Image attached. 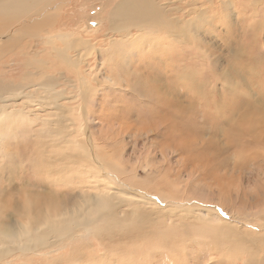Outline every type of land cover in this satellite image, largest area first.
Here are the masks:
<instances>
[{"label": "rangeland", "instance_id": "rangeland-1", "mask_svg": "<svg viewBox=\"0 0 264 264\" xmlns=\"http://www.w3.org/2000/svg\"><path fill=\"white\" fill-rule=\"evenodd\" d=\"M123 1L37 0L24 17H0V233L30 219L35 230L65 216L79 226L48 245H19L0 264L264 257V0L237 1L235 21L224 0H197L211 17L184 23L191 44L111 32L107 17ZM185 3L155 0L180 19L194 7ZM241 99L261 106L255 125L233 112ZM102 193L112 210L99 236L85 221L101 216L81 205ZM216 218L233 231L212 229ZM229 236L235 250L223 246Z\"/></svg>", "mask_w": 264, "mask_h": 264}, {"label": "bare ground", "instance_id": "bare-ground-1", "mask_svg": "<svg viewBox=\"0 0 264 264\" xmlns=\"http://www.w3.org/2000/svg\"><path fill=\"white\" fill-rule=\"evenodd\" d=\"M36 1L37 0H0V17L2 18V20L5 18L6 19L15 18L17 20V18H19L20 16L24 17L31 12V10L33 9L32 6H34ZM184 1L189 2V3H185L186 5L188 6L192 5L194 7L186 13L185 18L180 19V17H176V18L171 17L167 11H164L165 8L164 9L160 8V6L157 7L155 5V0H124L122 4L118 5L116 10L112 11L110 15L107 17V21L110 22V26L108 28L111 32H119V33H123L124 35L131 34L130 30L132 28H135L137 32L140 34L139 39L149 34H154L155 32L160 31L161 34H165L168 37L173 38L174 42L178 41L179 44H182V43L191 44L192 43L191 33L187 29L184 23L198 20L199 21L198 23L202 24L203 26H206V25H209V17H211V14H209V8L201 7L199 5L200 1L183 0V2ZM237 1L239 0H233V1L230 0V2L224 0V2L220 3V6L222 7V9L226 10V7L228 6L231 8V11L226 10L228 13H233L231 21L235 19V16L238 17V12L236 11V14H234V11L232 9L233 7L236 6ZM254 1L255 0H250V2H248L250 6H252ZM259 3H263V0H256V5H258ZM255 12H257V9L252 12L253 17H255ZM189 16L191 17L189 18ZM214 16L215 15H213V17ZM0 27H1V24H0ZM1 29L4 31L3 28ZM1 29L0 31H2ZM28 30H31V29H28ZM70 48L71 47L69 45L68 47H66L65 50H68V49L70 50ZM63 54L64 52L61 55ZM65 60L71 64L73 63L72 61L70 62L72 58L68 55L65 57ZM158 87H160V85H158L157 88ZM169 97L170 96L168 95L167 97H165V105L167 104L169 105ZM232 104L235 109L233 112L237 114L238 116H240L243 120H246L250 116L249 123L251 124L254 122L255 115L256 114L258 115L261 113V106L259 107L258 103L253 101L252 99H248L247 101L243 99H241V101L232 100ZM255 123L256 122H254V125ZM9 125L12 126V124H8V125L6 124V127L4 126L5 134H2L3 137L4 135L9 136V133H10L9 131L11 130ZM15 127H17V125ZM13 132H11V134ZM13 138H15V136ZM2 142L5 143L4 141ZM91 156L89 157L92 158L93 156L92 157ZM115 192L122 193V191L121 192L115 191ZM81 207H82L83 212H85L87 215L101 216L102 218L101 221L97 223L96 221H92V220L85 221V227L87 229L89 228V229L94 230L92 227H98L100 232L98 231L96 235L100 236V234H102L101 231H105L103 220L111 216L110 212L112 210V206L110 204V196L104 193L97 194L96 196L95 195L91 196L89 200L88 199L83 200ZM70 208H64L61 210L70 211L71 210ZM130 212L132 214H135V216H137L136 223L139 221L146 220L145 215H144L146 211L143 208H141L140 205L133 206ZM131 220L132 219L127 218V220L123 221V223L125 225L132 224L133 222H131ZM203 220L205 223H207L208 217L207 216L203 217ZM33 221L34 220L30 219L28 222H26V224H21L22 226L28 227L27 230L23 228L19 229L17 227L18 222L16 224L14 223V224H9L8 226L6 225L5 229L1 231L0 233V257H2L3 255H6V252L10 250L18 249L16 247H18L19 245L23 249H27L28 246L37 247L41 243L43 245H48L49 240H52V241L60 240L62 239V237H64V235L70 234L73 228L79 227L76 225L74 219L67 217V216L49 220L45 225V230H35V225H36L35 222L31 223ZM227 224L228 223L224 219L216 218V219H212V222L210 223V227L212 229L221 228L223 230L230 227L231 230L233 231L234 228ZM109 230L111 229L110 228L106 229V231H109ZM90 232L92 231L90 230ZM233 240H234V236H229L223 244L224 248L226 247H231L232 249L235 248L233 247ZM248 251H251V247H249ZM248 262H252L253 264H264V257L255 258V256H250L249 260L246 261L245 264H252Z\"/></svg>", "mask_w": 264, "mask_h": 264}]
</instances>
